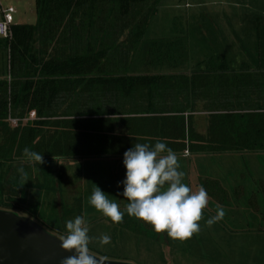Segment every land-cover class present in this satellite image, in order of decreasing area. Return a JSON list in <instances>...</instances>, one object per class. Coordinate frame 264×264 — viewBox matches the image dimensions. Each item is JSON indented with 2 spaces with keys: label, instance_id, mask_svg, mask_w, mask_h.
Here are the masks:
<instances>
[{
  "label": "crops",
  "instance_id": "obj_1",
  "mask_svg": "<svg viewBox=\"0 0 264 264\" xmlns=\"http://www.w3.org/2000/svg\"><path fill=\"white\" fill-rule=\"evenodd\" d=\"M158 11L149 13L138 39V35H132L129 40L128 29L101 32L97 49L109 40L125 45L132 42L128 57L124 58V53L114 59L101 56L88 76L69 78L74 80H68L67 95L60 93L64 86L56 92L52 86L55 101L45 111L52 114L51 120H56L49 125V132L54 135L51 143L55 150L70 154L44 159V164L27 160L30 166L35 164L34 169L42 176L30 183V177L16 175L22 188L18 198H29L32 191L39 196L46 190L44 193L55 200L60 223L48 220V216L39 220L67 235L66 222L76 216H82L88 227L95 223L94 218L111 223L88 206L97 185L105 195L116 196L113 202L124 212V219L128 201L120 195L123 185L118 183L125 179L123 153L135 143L154 145L160 141L176 153L179 171L185 173L183 183L194 192L203 186L208 193L200 231L193 236L205 243L227 242L231 264H249L251 260L258 264L259 257L251 256L248 244L264 239V53L259 37V32L264 34V21L261 20L262 31L257 35L254 31L251 52L257 53H251L250 62L228 61L229 71L234 75L242 68L244 78H115L124 73L191 72L184 67L173 70L164 60V42L168 36L171 45L175 34L162 32ZM251 22L255 24L254 20ZM105 32L119 35L114 39L115 35ZM43 42L48 43L37 34L34 46L39 49V56L54 55L57 44L43 46ZM36 110L26 112L24 120L38 119ZM14 111L16 116L17 110ZM221 115L227 116L226 129L218 123ZM8 120L15 125L17 118L9 116ZM59 130H67L66 136ZM205 147L228 149L209 151ZM44 205L42 201L40 208ZM218 206L224 209V218L207 226Z\"/></svg>",
  "mask_w": 264,
  "mask_h": 264
},
{
  "label": "trees",
  "instance_id": "obj_2",
  "mask_svg": "<svg viewBox=\"0 0 264 264\" xmlns=\"http://www.w3.org/2000/svg\"><path fill=\"white\" fill-rule=\"evenodd\" d=\"M155 2L150 3V0H35L36 24H11V38H2L7 48L8 61L7 74L0 75V166L2 168L8 163L11 165L19 160H29L24 155L25 148L42 154L44 159L70 154L65 150H55V145L51 143L54 135L49 132V125L56 120H51L52 114L45 111L55 101L51 96L52 86L55 87L53 92L58 91V88L61 90L64 86V90L60 93L67 95L68 80L71 81L69 78L88 76L96 60L101 56L106 54L109 59H114L121 58L120 55L124 53V58L128 57L132 42L125 45V43L109 40L97 49L101 32L104 29L112 30V28L120 29L121 32L128 29L130 33L128 39L132 41L130 39L132 35H138V39L147 23L149 13L156 5ZM37 34L39 39L48 42L47 45L57 44L54 55L39 56L40 51L34 46ZM105 34L115 35L114 39L119 35L115 32H105ZM259 37L261 38L259 43L263 47L261 53H264V34L259 32ZM41 45L47 46L44 42ZM243 76L242 68L233 75L223 62L217 66L207 65L205 69L190 73L141 75L124 73L118 74L115 78H244ZM58 94L59 92L56 93ZM32 108L37 109L38 119L24 120L26 112ZM14 109L17 110L16 116L12 114ZM9 116L17 118L15 125L8 122ZM226 118V115H221L218 121L219 125L224 126L225 129ZM57 132L66 136L67 130ZM191 148L197 150L195 147ZM203 149L223 151L228 148L205 147ZM6 172L2 171L0 175V208L13 210L19 207L16 200L22 196V188L17 178H6Z\"/></svg>",
  "mask_w": 264,
  "mask_h": 264
},
{
  "label": "rangeland",
  "instance_id": "obj_3",
  "mask_svg": "<svg viewBox=\"0 0 264 264\" xmlns=\"http://www.w3.org/2000/svg\"><path fill=\"white\" fill-rule=\"evenodd\" d=\"M154 1L157 4L153 9L159 10L161 19L158 18L157 21L163 24L162 32L175 34L171 45H168L171 39L167 40V36L161 52L164 60L166 58L167 62L169 61V66L173 70L184 67L183 69H191V72L198 71L205 69L207 65L217 66L223 62L227 65L231 60L250 62L251 53H257L251 52L252 39L262 31L264 0H150V3ZM0 3V7L12 6L15 9L12 23L36 24L35 0H0ZM252 20L255 24L251 22ZM1 38L0 75L5 76L8 72L7 48ZM170 47L171 49H167ZM8 122L11 123V120ZM27 162V160L16 161L11 164V169L10 163L4 165V168L0 166V175L2 171H7L6 178L9 179L18 175L24 179L30 177L28 182L38 180L42 174L34 169L35 164L30 166ZM21 168L23 172L20 171ZM45 191L43 190V194L39 196H35V191H32L29 198L28 196L18 198L16 203L19 207L14 208L13 211L32 218L48 231L63 238L66 235L60 234L40 221L41 216L44 218L48 216V220L60 223V217L56 218L55 200L53 196L49 198ZM23 193H26L24 188ZM106 196L110 201L117 199L115 195ZM39 201L41 203H38ZM42 201L43 205L45 204L43 209L40 208ZM94 219L97 220L88 227V235L99 237L101 234H107L111 237V241L101 246L98 241L93 240L88 245L89 251L105 260L131 264H231L227 242L205 243L194 236L185 241L173 240L166 237L165 233H156L150 224L127 213L123 222L117 225L103 218ZM248 245L252 249L251 256L257 255L259 257L256 259L257 263L264 264V239L250 242ZM249 264H254V260L249 261Z\"/></svg>",
  "mask_w": 264,
  "mask_h": 264
},
{
  "label": "clouds",
  "instance_id": "obj_4",
  "mask_svg": "<svg viewBox=\"0 0 264 264\" xmlns=\"http://www.w3.org/2000/svg\"><path fill=\"white\" fill-rule=\"evenodd\" d=\"M24 155L29 161L45 163L42 154L28 148L24 149ZM123 164L125 179L118 183L123 185L120 195L128 201L125 211L129 216L150 224L156 233H166L173 240L185 241L200 231L199 221L208 204V193L203 186L194 192L183 183L185 173L179 171L178 157L171 148L160 141L154 145L135 143L123 153ZM89 203L113 223L123 222L124 212L97 185ZM224 216V209L218 206L216 215L207 220V226ZM66 231L61 247L74 254L64 257L62 264H96V258L90 254L89 243L96 240L103 246L111 241L107 234L90 237L87 222L82 216L68 220Z\"/></svg>",
  "mask_w": 264,
  "mask_h": 264
},
{
  "label": "water",
  "instance_id": "obj_5",
  "mask_svg": "<svg viewBox=\"0 0 264 264\" xmlns=\"http://www.w3.org/2000/svg\"><path fill=\"white\" fill-rule=\"evenodd\" d=\"M61 239L32 218L0 208V264H62L74 253L62 249ZM91 255L96 264H131Z\"/></svg>",
  "mask_w": 264,
  "mask_h": 264
},
{
  "label": "built area",
  "instance_id": "obj_6",
  "mask_svg": "<svg viewBox=\"0 0 264 264\" xmlns=\"http://www.w3.org/2000/svg\"><path fill=\"white\" fill-rule=\"evenodd\" d=\"M14 13L15 9L12 6L0 7V37L7 39L11 38V23Z\"/></svg>",
  "mask_w": 264,
  "mask_h": 264
}]
</instances>
